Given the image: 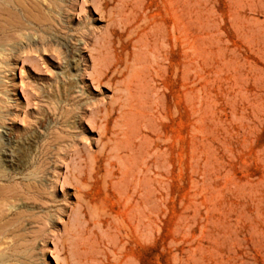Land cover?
<instances>
[{
  "label": "rangeland",
  "instance_id": "1",
  "mask_svg": "<svg viewBox=\"0 0 264 264\" xmlns=\"http://www.w3.org/2000/svg\"><path fill=\"white\" fill-rule=\"evenodd\" d=\"M0 27V264H264V0H0Z\"/></svg>",
  "mask_w": 264,
  "mask_h": 264
},
{
  "label": "bare ground",
  "instance_id": "2",
  "mask_svg": "<svg viewBox=\"0 0 264 264\" xmlns=\"http://www.w3.org/2000/svg\"><path fill=\"white\" fill-rule=\"evenodd\" d=\"M18 2H19V0H18ZM37 2V1H36ZM21 4H24L25 5V3H21ZM20 6H22V5H20ZM23 7V6H22ZM24 7H27V5L26 6H24ZM41 7V6H40ZM24 9V8H23ZM27 9H28V7H27ZM30 9V8H29ZM37 9V8H36ZM39 10H41L40 8H39ZM22 11H24V10H22ZM30 11H32V10H30ZM42 11V10H41ZM26 12V11H25ZM27 12H29V11H27ZM26 12V13H27ZM35 14V13H34ZM16 15V14H15ZM27 15V14H26ZM31 15V14H30ZM26 18H28V17H26ZM13 21V20H12ZM23 25V24H22ZM24 25H25V22H24ZM7 26V25H6ZM4 27V26H3ZM1 28V27H0ZM9 28V27H8ZM25 28L23 27V29H22V31L24 30ZM3 30H5V29H3ZM7 30V29H6ZM26 31V30H25ZM12 33H14V32H12ZM11 33V34H12ZM21 33V32H20ZM18 34H19V31H18ZM20 35V34H19ZM21 35H22V33H21ZM20 35V36H21Z\"/></svg>",
  "mask_w": 264,
  "mask_h": 264
}]
</instances>
